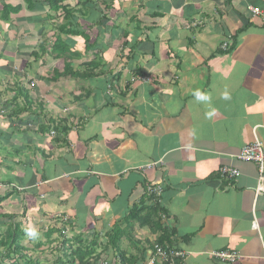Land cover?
Instances as JSON below:
<instances>
[{
  "label": "crops",
  "instance_id": "obj_1",
  "mask_svg": "<svg viewBox=\"0 0 264 264\" xmlns=\"http://www.w3.org/2000/svg\"><path fill=\"white\" fill-rule=\"evenodd\" d=\"M247 7L264 0H0V229L31 264H145L160 239L183 264H264V192L236 159L264 152Z\"/></svg>",
  "mask_w": 264,
  "mask_h": 264
},
{
  "label": "built area",
  "instance_id": "obj_2",
  "mask_svg": "<svg viewBox=\"0 0 264 264\" xmlns=\"http://www.w3.org/2000/svg\"><path fill=\"white\" fill-rule=\"evenodd\" d=\"M251 18H258L260 23L264 26V11L255 7H247ZM231 44V43H230ZM230 44H223L222 50L228 49ZM32 87V86H31ZM236 159L240 162L252 163L257 168V180L254 188V194L260 195L264 192L263 176H264V152L258 141H254L252 144L242 148ZM218 175L222 179L233 180L238 176V172L235 169L221 167L218 170ZM159 186H147L145 192L155 197L160 196ZM211 256L219 262L234 263L238 258V254L235 252H212ZM184 253L175 248H171L166 244L158 245L154 244L152 249V256L145 264H183Z\"/></svg>",
  "mask_w": 264,
  "mask_h": 264
},
{
  "label": "trees",
  "instance_id": "obj_3",
  "mask_svg": "<svg viewBox=\"0 0 264 264\" xmlns=\"http://www.w3.org/2000/svg\"><path fill=\"white\" fill-rule=\"evenodd\" d=\"M67 13L68 11H65V15H67ZM238 34H240V32H238L234 36V38L237 37ZM233 43L231 42L230 47L228 48L229 51L234 47L235 39ZM59 48H62V45L59 42V40H56L51 50L52 54L59 55L63 51L62 49H59ZM5 197L6 196H0V205L5 199ZM130 214L137 215L138 209H134ZM1 218L11 220L13 217L4 215ZM113 233L116 234L117 232H113ZM166 236L167 235L165 234V237ZM23 237H24V231L21 230L19 226L16 224L7 227L5 231H1L0 229V264H22L20 263L22 261L24 264H31L32 261H30L28 256L25 254L26 250L20 244ZM113 242L114 241H112L111 243ZM157 244L161 246L164 244V242L162 239H160L159 242H157ZM114 245L116 247V243ZM74 254L77 255L76 252ZM74 254L72 253V255ZM79 260L81 261V256H79Z\"/></svg>",
  "mask_w": 264,
  "mask_h": 264
}]
</instances>
